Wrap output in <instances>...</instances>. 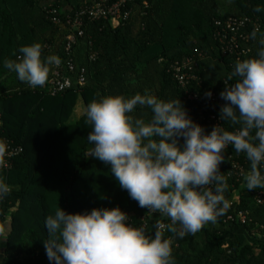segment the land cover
Returning a JSON list of instances; mask_svg holds the SVG:
<instances>
[{
	"label": "trees",
	"instance_id": "16d2710c",
	"mask_svg": "<svg viewBox=\"0 0 264 264\" xmlns=\"http://www.w3.org/2000/svg\"><path fill=\"white\" fill-rule=\"evenodd\" d=\"M90 1L0 0V139L22 147L9 158L10 167H0V179L11 188L0 200V264H49L43 243L48 238L45 219L59 206L70 213L119 206L133 226L143 227L148 221L144 228L153 236L159 218L150 217V211L130 198L110 166L88 155L93 145L87 139L92 128L86 114L71 121L78 102L86 112L89 103L105 96L129 98L147 92L165 101L179 99L188 114L195 105L169 70L170 62L196 58L194 72L200 83L193 82L190 89L207 99L206 92L220 93L225 84L235 83L228 80L235 62L256 57L264 35V0H136L130 4V16L118 26L82 17L81 36L65 22L51 19L50 9L63 21L67 13ZM231 16L249 19L251 51L246 55H239V49L224 53L219 35ZM70 33L76 37L72 59L87 71L85 85L73 84L53 94L46 86L53 66L46 84L35 89L3 67L4 60L16 61L22 55L21 46L36 42L42 46V59L56 55L65 63ZM93 53L96 56L90 59ZM131 115L147 121L152 113L137 106ZM202 127L209 133L206 122ZM224 155L220 165L228 184L224 196L237 195L234 207L248 211L250 220L240 224L219 218L183 238L165 231L164 238L172 240L175 264H264V230L259 227L264 224V203H256V189L248 191L245 179L237 180L232 169L238 162L249 173L250 162L232 146Z\"/></svg>",
	"mask_w": 264,
	"mask_h": 264
},
{
	"label": "clouds",
	"instance_id": "9594fccd",
	"mask_svg": "<svg viewBox=\"0 0 264 264\" xmlns=\"http://www.w3.org/2000/svg\"><path fill=\"white\" fill-rule=\"evenodd\" d=\"M256 36L253 30L251 37ZM259 44L256 57L235 62L228 76L235 83L225 84L219 93L225 101L219 118L229 128L219 124L206 133L179 99L165 101L147 92L129 98L109 95L87 105L92 128L87 139L93 145L88 155L110 166L111 175L140 208L170 223L157 221L149 236L119 206L76 213L59 206L45 219L49 264H175L172 240L164 232L179 238L194 235L230 207L224 196L227 180L220 171L228 146L250 162L244 176L247 190L264 189V35ZM19 53L16 61L4 60L3 67L33 89L43 87L51 66L61 64L56 55L42 59L38 42L21 46ZM211 96V91L205 93ZM137 106L150 109L151 118H134ZM6 152L0 142V166ZM10 192L0 179V200Z\"/></svg>",
	"mask_w": 264,
	"mask_h": 264
},
{
	"label": "built area",
	"instance_id": "2783aa9c",
	"mask_svg": "<svg viewBox=\"0 0 264 264\" xmlns=\"http://www.w3.org/2000/svg\"><path fill=\"white\" fill-rule=\"evenodd\" d=\"M136 0H116L115 2L109 3L107 0H91L86 3L80 9L74 11L73 13H67L61 20L55 9H50L52 13V21L54 23L65 22L71 28V30L79 31L81 36L83 33L82 27V17L87 16L89 20H109L113 26H118L122 20L127 19L131 12L130 4H133ZM246 17H228L225 21L224 31L219 35L222 43L225 44L224 53H232L233 51H238L239 55H246L251 51L250 39L247 34V22ZM76 44V37L74 33H70L67 36L66 52L69 56L65 63L59 66H53L52 76L49 78L46 86L53 93H57L66 88H70L73 84L77 86H83L86 84V68L76 67L72 59L71 53L73 52V46ZM95 53L90 55V59H94ZM198 67V60L194 57H186L182 61L170 62L169 70L174 74L175 79L178 83L186 90L187 98L195 105L193 110L188 112V115L192 120L201 126L203 123H207L209 127V133L212 128L216 125L222 124L225 127L223 121L219 118V110L224 101L220 98L219 93H212L210 99H202L200 96L191 88L193 82L199 85V76L194 72ZM70 75H69V74ZM72 73H75L72 76ZM7 146V152L4 157V165L1 168L10 167L11 163L9 158L19 154L22 151V147L16 144L13 140L8 138L0 139ZM229 147V146H228ZM227 149V148H226ZM232 169L235 173L237 180L244 178L247 174L246 168L238 163H232ZM230 171L227 172L229 177ZM253 196L257 204L264 203V189H256L253 191ZM229 203V209L219 218H223L224 222H238L240 224H245L250 220L249 212L243 209L236 210L234 207L238 197L234 195L231 199L225 198ZM149 216L158 217V221L164 224L170 223V221L161 216L159 213L149 212ZM147 222L143 223V227L147 226ZM261 230H264V224L259 226Z\"/></svg>",
	"mask_w": 264,
	"mask_h": 264
},
{
	"label": "rangeland",
	"instance_id": "374dc122",
	"mask_svg": "<svg viewBox=\"0 0 264 264\" xmlns=\"http://www.w3.org/2000/svg\"><path fill=\"white\" fill-rule=\"evenodd\" d=\"M84 113H85V109L82 106V101H79L78 105H77V108L75 109V114H73V117L71 118V121H75L76 119H78Z\"/></svg>",
	"mask_w": 264,
	"mask_h": 264
}]
</instances>
